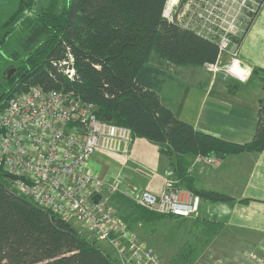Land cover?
<instances>
[{"label": "trees", "instance_id": "trees-1", "mask_svg": "<svg viewBox=\"0 0 264 264\" xmlns=\"http://www.w3.org/2000/svg\"><path fill=\"white\" fill-rule=\"evenodd\" d=\"M18 0L17 8L0 27V50L16 73L2 76L0 109L7 100L32 87L77 95L95 107L96 118L131 131L135 138L158 147L170 171L187 190L209 203L231 198L195 190L185 172L194 158L221 160L264 150V88L258 100L255 131L250 143L234 145L179 122L160 102V93L172 76L151 65L201 68L214 63V44L162 18L167 0ZM73 59L74 79L62 65ZM250 79L264 83V70L254 68ZM235 93L239 85L226 86ZM244 200L242 203H246ZM115 215L134 232L165 217L149 212L128 198L111 197ZM179 219V218H178ZM186 220V219H181ZM200 244H185L173 264H196L221 227L195 220ZM0 264H115L109 249L83 238L74 225L61 220L31 200L8 189L0 173Z\"/></svg>", "mask_w": 264, "mask_h": 264}, {"label": "built area", "instance_id": "built-area-1", "mask_svg": "<svg viewBox=\"0 0 264 264\" xmlns=\"http://www.w3.org/2000/svg\"><path fill=\"white\" fill-rule=\"evenodd\" d=\"M263 1L167 0L162 18L216 46L217 59L203 64L204 70L239 79L235 68L240 42L231 43V37L244 34ZM222 57L229 62L222 64ZM62 65L67 67L65 77L72 81L73 59L68 56ZM95 111L73 93L45 92L38 87L9 98L0 109V173L9 190L105 245L115 264H162L115 215L111 197L120 194L149 212L179 219L196 218L200 198L176 181H165L155 195L128 190L119 178L109 181L94 176L88 169L93 156L126 160L135 138L126 128L99 121ZM203 159L208 165L215 161ZM248 258L261 261L253 254Z\"/></svg>", "mask_w": 264, "mask_h": 264}, {"label": "crops", "instance_id": "crops-1", "mask_svg": "<svg viewBox=\"0 0 264 264\" xmlns=\"http://www.w3.org/2000/svg\"><path fill=\"white\" fill-rule=\"evenodd\" d=\"M237 61L235 71L239 73L240 83L236 85L240 89L235 93L227 91L225 80L203 77L178 82L177 90L163 94L165 85L160 93L162 105L172 111L176 120L198 132L229 144L250 143L257 122V102L263 97L259 80L250 76L254 68L264 70V1L241 37ZM164 162L155 145L134 138L128 159L97 154L88 162V169L104 180L119 178L122 187L128 190L159 195L167 181ZM185 176L195 190L232 199L217 204L200 199L199 215L205 221L216 223L223 230L252 235L259 244H264V150L258 154L229 156L209 165L203 158H197ZM175 181L181 189H186L179 179ZM244 200L247 202L242 203ZM228 242L244 244L246 238H229Z\"/></svg>", "mask_w": 264, "mask_h": 264}, {"label": "rangeland", "instance_id": "rangeland-1", "mask_svg": "<svg viewBox=\"0 0 264 264\" xmlns=\"http://www.w3.org/2000/svg\"><path fill=\"white\" fill-rule=\"evenodd\" d=\"M57 1L61 6L62 0ZM169 1L175 2V0ZM46 2L47 0H37L36 7H41ZM17 4L18 0H0V26L13 14L15 9L17 8ZM239 35L240 33L237 34V37H231V43H239L242 37ZM220 61L222 64H226L229 62V58L222 57ZM9 65L10 61H8L3 51L0 50V82L2 76H6L7 70L13 69L16 73V68L10 67ZM151 65L162 69L174 79L173 82H168V84H166L163 94L177 90L179 84L178 82L193 81L196 79H202L203 77H214L218 78V80L219 78H221L222 80L226 81L225 84H229L230 86L240 83L237 78L227 76L224 74V72L219 71L216 73H212L204 70L202 67L178 68L174 65L158 62L155 59L152 61ZM257 84L260 85L261 88H264V83L262 81H259ZM161 96L162 95H160L159 98H161ZM195 159L197 158H194L191 161L190 165ZM164 161L166 162H164L166 166V171L164 172L166 180L175 181L176 178L170 171L171 168L169 167L168 160L164 158ZM200 215H198L196 218L187 220H181L178 218H174L172 220L165 219L164 221L156 223L155 225L141 226L131 233L138 241L143 242L147 246V248L161 260L162 264H173L174 258L178 255L179 251H181L185 244L188 245L192 242H199V248L203 246L200 244V240H202L200 239V229H196L195 227H193V222L195 220L199 222H205V219H203V217H201ZM74 227L83 238L90 241H95L100 247L106 248L105 245L99 243L92 235H89L81 230L80 227L76 225ZM237 237H241V240L246 238V243H237L235 245L228 242L229 238L234 240V238ZM257 239L252 235L240 234L235 231H227L225 229H221L215 235L213 241L206 248L200 249L204 252L200 256V258H198L196 264H215L216 262H219V264H246V262L248 264H264V246H262L264 244H259V241ZM249 254L255 255L256 258L261 261L258 263L253 262L251 259L247 258Z\"/></svg>", "mask_w": 264, "mask_h": 264}, {"label": "water", "instance_id": "water-1", "mask_svg": "<svg viewBox=\"0 0 264 264\" xmlns=\"http://www.w3.org/2000/svg\"><path fill=\"white\" fill-rule=\"evenodd\" d=\"M15 73V70L10 69L6 71V79L9 80ZM3 96H0V102ZM96 200L98 199V197L95 198Z\"/></svg>", "mask_w": 264, "mask_h": 264}, {"label": "flooded vegetation", "instance_id": "flooded-vegetation-1", "mask_svg": "<svg viewBox=\"0 0 264 264\" xmlns=\"http://www.w3.org/2000/svg\"><path fill=\"white\" fill-rule=\"evenodd\" d=\"M2 98H3V97H2ZM1 102H2V99H1ZM1 102H0V103H1Z\"/></svg>", "mask_w": 264, "mask_h": 264}, {"label": "bare ground", "instance_id": "bare-ground-1", "mask_svg": "<svg viewBox=\"0 0 264 264\" xmlns=\"http://www.w3.org/2000/svg\"><path fill=\"white\" fill-rule=\"evenodd\" d=\"M239 73H237V75H238Z\"/></svg>", "mask_w": 264, "mask_h": 264}]
</instances>
